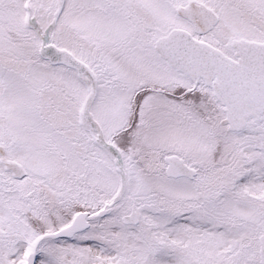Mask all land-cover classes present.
Segmentation results:
<instances>
[{
  "label": "snow or ice",
  "instance_id": "6c2138e0",
  "mask_svg": "<svg viewBox=\"0 0 264 264\" xmlns=\"http://www.w3.org/2000/svg\"><path fill=\"white\" fill-rule=\"evenodd\" d=\"M0 264H264V0H0Z\"/></svg>",
  "mask_w": 264,
  "mask_h": 264
}]
</instances>
